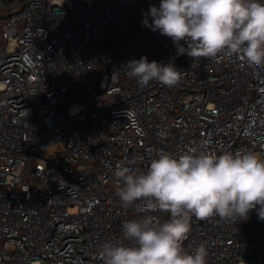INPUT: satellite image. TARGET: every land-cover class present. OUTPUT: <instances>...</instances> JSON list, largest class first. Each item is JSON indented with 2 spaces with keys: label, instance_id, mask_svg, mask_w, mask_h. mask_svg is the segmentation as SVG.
<instances>
[{
  "label": "built area",
  "instance_id": "1",
  "mask_svg": "<svg viewBox=\"0 0 264 264\" xmlns=\"http://www.w3.org/2000/svg\"><path fill=\"white\" fill-rule=\"evenodd\" d=\"M159 3L0 0V264H102L105 242L130 243L141 214L116 194L119 166L188 147L264 158V69L178 54L143 23ZM142 56L181 82L141 87L124 66ZM202 244L206 264H264V221L193 217L183 247Z\"/></svg>",
  "mask_w": 264,
  "mask_h": 264
},
{
  "label": "clouds",
  "instance_id": "2",
  "mask_svg": "<svg viewBox=\"0 0 264 264\" xmlns=\"http://www.w3.org/2000/svg\"><path fill=\"white\" fill-rule=\"evenodd\" d=\"M147 16L151 23L145 18L144 25L170 38L178 54L193 59L223 54L264 69V0H160ZM124 68L141 87L156 81L172 88L182 79L173 63L149 62L146 56ZM114 176L122 205H136L141 215L122 224L123 240L130 243L101 246L102 264H206L203 244L194 252L183 247L193 217L237 222L256 210L264 221V158L253 151H161L147 171L119 166ZM157 212L170 219L161 222Z\"/></svg>",
  "mask_w": 264,
  "mask_h": 264
}]
</instances>
